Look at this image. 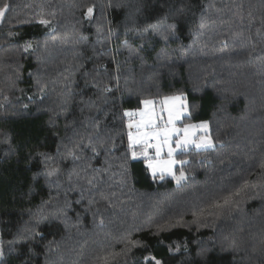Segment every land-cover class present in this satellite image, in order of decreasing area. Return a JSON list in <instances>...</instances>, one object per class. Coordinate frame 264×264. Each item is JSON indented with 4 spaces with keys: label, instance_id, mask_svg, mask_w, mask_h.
I'll use <instances>...</instances> for the list:
<instances>
[{
    "label": "trees",
    "instance_id": "trees-1",
    "mask_svg": "<svg viewBox=\"0 0 264 264\" xmlns=\"http://www.w3.org/2000/svg\"><path fill=\"white\" fill-rule=\"evenodd\" d=\"M10 2L0 264H264V0ZM164 15L179 39L144 32ZM181 93L184 122L208 121L217 143L177 156L178 184L132 158L122 113ZM238 189L230 213L209 207Z\"/></svg>",
    "mask_w": 264,
    "mask_h": 264
},
{
    "label": "snow or ice",
    "instance_id": "snow-or-ice-1",
    "mask_svg": "<svg viewBox=\"0 0 264 264\" xmlns=\"http://www.w3.org/2000/svg\"><path fill=\"white\" fill-rule=\"evenodd\" d=\"M12 8L13 5L10 0H0V22H4L7 19V15L11 12ZM92 13L93 7H88L85 15L91 18ZM168 19L169 17L164 15L156 20L155 23L147 24L144 32H151L159 36L164 42H168L173 37L179 39V22L169 24L167 23ZM204 19L205 17L202 15L201 29L204 27ZM39 23L48 24L49 22L42 19ZM213 23L215 22L213 21ZM192 34L195 35V33ZM239 35L242 37L243 33L241 32ZM124 43L127 44L128 41L125 40ZM226 46L225 44L224 47ZM30 47L31 44L26 43L24 51L27 52ZM186 54L184 53V55ZM105 91H111V89L108 88ZM185 100L186 98L182 93L163 96L160 99L144 98L139 100L137 108L134 110L125 109L122 113V117L126 118L127 148L131 152L132 158L137 159L138 157H142L153 177L158 173L161 179L165 175H169L178 184L181 180L186 179V175L183 168L179 170V175H176L177 165H184L187 161L177 159V156L186 155L190 147L207 151L215 148L217 143L210 135V124L208 121L197 124L183 122L190 115ZM45 158L47 159V157ZM259 167L264 169V161L259 164ZM54 174V172L45 173L47 177H51ZM91 183L92 181L89 180V184ZM247 185L248 182L245 181L244 186L247 187ZM239 195L240 190L238 189L236 192L223 197V203H214L209 207L213 210H218L220 215L230 213L237 203L231 197ZM193 215L195 216L196 213L194 212ZM101 224H103V221H101ZM203 254V250L198 253V255ZM3 255V246L0 244V258ZM116 255L115 253H108L97 256L95 264H110ZM144 259L148 264H152L153 261L154 264H161V261L157 260L154 256L145 257Z\"/></svg>",
    "mask_w": 264,
    "mask_h": 264
},
{
    "label": "rangeland",
    "instance_id": "rangeland-1",
    "mask_svg": "<svg viewBox=\"0 0 264 264\" xmlns=\"http://www.w3.org/2000/svg\"><path fill=\"white\" fill-rule=\"evenodd\" d=\"M185 102H186V104L188 105V103H187L186 100H185ZM188 111H189V113H190L189 107H188ZM186 118H187V117H186ZM184 121H185V119H184ZM184 121H183V122H184ZM184 123H185V122H184ZM192 124H193V123H192ZM201 135H202V133H201ZM190 148H194V147H190ZM190 148H189V149H190ZM189 149H188V150H189ZM137 159H143V158H142V157H138ZM143 160H144V159H143ZM149 171H150V170H149ZM150 173H151V172H150ZM156 176H159V173H158ZM165 176H169V175H165ZM170 177H172V176H170Z\"/></svg>",
    "mask_w": 264,
    "mask_h": 264
}]
</instances>
